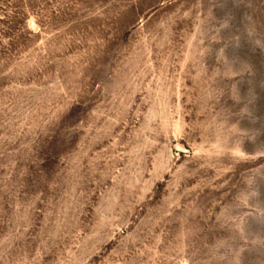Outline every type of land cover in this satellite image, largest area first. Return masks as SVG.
<instances>
[{"label":"rangeland","instance_id":"obj_1","mask_svg":"<svg viewBox=\"0 0 264 264\" xmlns=\"http://www.w3.org/2000/svg\"><path fill=\"white\" fill-rule=\"evenodd\" d=\"M0 264H264V0H0Z\"/></svg>","mask_w":264,"mask_h":264}]
</instances>
